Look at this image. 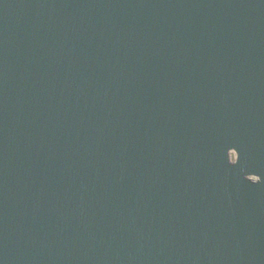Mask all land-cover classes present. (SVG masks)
I'll list each match as a JSON object with an SVG mask.
<instances>
[{
    "label": "water",
    "instance_id": "water-1",
    "mask_svg": "<svg viewBox=\"0 0 264 264\" xmlns=\"http://www.w3.org/2000/svg\"><path fill=\"white\" fill-rule=\"evenodd\" d=\"M0 264H264V0H0Z\"/></svg>",
    "mask_w": 264,
    "mask_h": 264
}]
</instances>
